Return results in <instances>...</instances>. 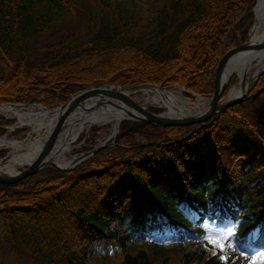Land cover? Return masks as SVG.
Wrapping results in <instances>:
<instances>
[{"label":"trees","instance_id":"1","mask_svg":"<svg viewBox=\"0 0 264 264\" xmlns=\"http://www.w3.org/2000/svg\"><path fill=\"white\" fill-rule=\"evenodd\" d=\"M254 2L0 0V103L52 108L108 82L208 97ZM263 97L264 69L201 126L123 120L112 146L72 168L0 183V250L26 264H264V129L252 112ZM12 123L0 117V134ZM228 228L224 251L203 239Z\"/></svg>","mask_w":264,"mask_h":264},{"label":"bare ground","instance_id":"2","mask_svg":"<svg viewBox=\"0 0 264 264\" xmlns=\"http://www.w3.org/2000/svg\"><path fill=\"white\" fill-rule=\"evenodd\" d=\"M253 16L254 23L249 32V39L250 41H258L264 37V0H256ZM263 64L264 49L243 51L231 55L221 70L220 82L222 85H226L229 79L232 78L231 76L236 77L237 82L221 97L220 102L241 95L253 82ZM241 81L243 82L242 86ZM114 87L126 96L140 94L144 99L143 107L149 104H157L158 107L163 108V112L160 114L166 117L192 116L205 111L210 102L209 98L197 96L194 100L189 101L182 96V89L178 87L157 88L146 85L133 88ZM33 105H0V114L19 121L21 125L30 126L36 135L34 139L26 141L0 138V148L10 150L7 156L0 158V172L4 174L14 173L18 170L17 167H23L36 157L43 141L61 112L60 108L42 109L39 105H37L38 110H33ZM26 107L28 108L26 109ZM22 110L27 111L23 112ZM128 112L138 115L128 104L110 95H92L85 98L79 106L71 110L65 117L53 146L44 158L45 161L61 167L67 166L69 160H64V153L69 149V145L79 137L78 135L83 129L92 124L109 123L111 124L110 134L113 135L120 120L130 117ZM42 130L44 133L40 136L39 133Z\"/></svg>","mask_w":264,"mask_h":264},{"label":"water","instance_id":"3","mask_svg":"<svg viewBox=\"0 0 264 264\" xmlns=\"http://www.w3.org/2000/svg\"><path fill=\"white\" fill-rule=\"evenodd\" d=\"M253 7L250 9V12L253 15ZM253 25V23H252ZM251 25V27H252ZM251 27L248 30L247 33V41L243 43L237 44L234 48L227 51L221 58L219 59L215 71H214V77H213V92L209 97V106L207 109L203 112L194 114L192 116H183V117H166L162 116L160 112H153L151 110L146 109L143 107V105L138 104L134 102L132 99L129 98V96L124 95L121 91H119L117 88H115L113 85L108 86H102L103 84H93L90 85L81 91H78L72 95H70L64 102L59 104L58 106L54 108H60L61 112L59 113L57 119L55 120L51 130L49 131L47 137L43 141L41 148L36 155V157L28 164H25L23 167H20L19 170L15 171L12 174H4L0 172V183H10L17 181L25 176L31 175L33 173H36L37 171L43 169L47 166H54L58 169H70L73 166L77 165L82 160L88 158L95 152H97L100 149H103L105 147L111 146L113 142L106 143L101 142L100 144H97L90 149L86 150L83 153H80L77 157H74L69 160V164L67 166L61 167L54 163H47L45 161V156L48 152V150L53 146L56 137L58 135V132L60 131V128L62 126V123L67 116V114L73 110L75 107L79 106L80 103L87 97H90L92 95H110L112 97H115L116 99H119L126 104H128L138 115L132 114L131 112H128V115H130L129 118H123L122 120H129V121H142L146 122L152 126H161V127H170V126H187V125H194L197 124L199 126L203 125L204 122L211 119L215 114L219 113L221 110L226 108L227 106L237 102L240 100L250 89V85L244 90V92L239 95L238 97L226 100L224 102H220L221 100V94L224 90L225 86L228 85H222L220 82V75L221 70L227 61V59L233 55L234 53L238 52H248L252 50H258V49H264V37L261 40L258 41H250L249 39V32L251 30ZM264 69V64L260 70L259 73H261ZM259 73L255 76V79L259 75ZM241 86L243 85V82H240ZM153 86L157 88H161L159 86L148 84V83H142V84H132L127 85V87H137V86ZM119 87V86H117ZM123 87V86H121ZM187 94L190 96L191 93L187 92ZM17 105L20 103L15 102H9V103H0V105ZM52 108V109H54ZM117 131V128H116Z\"/></svg>","mask_w":264,"mask_h":264},{"label":"rangeland","instance_id":"4","mask_svg":"<svg viewBox=\"0 0 264 264\" xmlns=\"http://www.w3.org/2000/svg\"><path fill=\"white\" fill-rule=\"evenodd\" d=\"M255 6H256V1H255L254 6H253V9H254ZM253 20H254V16H253ZM75 28H76V26L71 24V23L65 24V26L62 29H59L55 33H53L48 38L46 43H50V42H54V41H60V40L64 39L72 31H74ZM247 38H246V41H247ZM236 82H237V79L235 77L234 83H232V84L228 83V85L225 86L224 90L222 91L221 97H223L228 92V90L233 85L236 84ZM253 82H254V80H253ZM108 83H111V82H108ZM111 84H113V86H119L120 88L127 87V85H128V84L120 85V84H116V83H111ZM130 85H132V84H130ZM121 86H123V87H121ZM171 87L172 88L173 87L181 88L182 89V92H181L182 96H184L189 101L194 100V98L196 96L197 97H201V98H209L210 97V96H208V97L200 96V95H196L194 93H191V95L189 96L187 94L188 90H186L183 86L178 85V84H172L170 86H166V87H162V88H171ZM129 98L132 99L134 102L136 101V103L141 104V105L144 102V99H143V97L140 94H133V95L129 96ZM15 103L34 104L32 106L33 110H38V106L37 105L41 106L42 109H52V108H54V107H52V108L44 107L43 105H41L40 103H38L36 101L15 102ZM27 108L28 107H26V109ZM145 108L148 109V110H151V108L152 109L156 108V109H160L159 110L160 113L163 112V108L158 107L157 104L145 105ZM22 111L26 112L27 110H22ZM252 112L254 113V115H255L257 121L259 122V124L261 125V127L264 129V97L261 98V99H258L257 101H255L252 104ZM0 117H2L4 119H7V120H12V122H13L12 124L4 125V127H3L4 128V132L2 134H0V138L4 137V138H7L8 140L26 141L28 139H34L36 137V135L33 133L32 128L30 126L21 125L19 123V121L14 120L12 118H8L7 116H4L2 114H0ZM92 127H95L97 130H92L91 129ZM110 127H111V124H109V123L101 124V125L92 124L90 126H87L78 135L79 136V137H77L78 140L76 139L74 141L75 143L72 142L69 145V149L64 153V160H70V159H72L74 157H77L80 153L85 152L86 149L88 150V148H91L92 146L100 144L101 142H106V143L113 142V143H115V136H116V133L118 131V126H117V131L113 135L110 134ZM43 133H44V131L42 130L39 133L40 136ZM135 141L136 142H143V141H145V139L143 137H136ZM9 152H10V150H8L6 148H0V158H3L5 156H7L9 154ZM16 169L19 170L20 168L17 167ZM211 231H213V230L210 229L209 232H211ZM97 251H99V250H97ZM0 253H1L0 254V264H26V259H25L24 255L22 254V252H20V251L18 252L17 255H12V256L9 255L6 250H3V249L0 250Z\"/></svg>","mask_w":264,"mask_h":264},{"label":"snow or ice","instance_id":"5","mask_svg":"<svg viewBox=\"0 0 264 264\" xmlns=\"http://www.w3.org/2000/svg\"><path fill=\"white\" fill-rule=\"evenodd\" d=\"M234 228H228L224 231H211L206 233L203 237L204 240H207L209 243L218 246L221 251H224V242H228L229 247H233V236ZM221 259H225V257H221Z\"/></svg>","mask_w":264,"mask_h":264}]
</instances>
